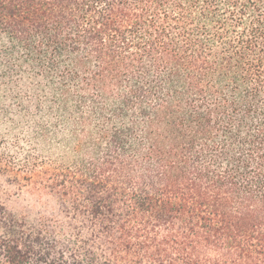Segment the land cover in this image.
<instances>
[{
  "label": "trees",
  "instance_id": "1",
  "mask_svg": "<svg viewBox=\"0 0 264 264\" xmlns=\"http://www.w3.org/2000/svg\"><path fill=\"white\" fill-rule=\"evenodd\" d=\"M0 264H264V0H0Z\"/></svg>",
  "mask_w": 264,
  "mask_h": 264
},
{
  "label": "rangeland",
  "instance_id": "2",
  "mask_svg": "<svg viewBox=\"0 0 264 264\" xmlns=\"http://www.w3.org/2000/svg\"><path fill=\"white\" fill-rule=\"evenodd\" d=\"M9 174L0 173V204L18 215L36 219L44 210L57 213L58 207L53 196L37 193L30 186L19 189L9 178Z\"/></svg>",
  "mask_w": 264,
  "mask_h": 264
}]
</instances>
